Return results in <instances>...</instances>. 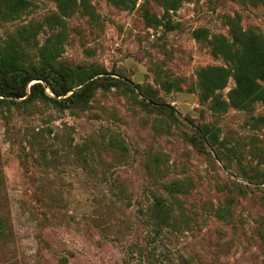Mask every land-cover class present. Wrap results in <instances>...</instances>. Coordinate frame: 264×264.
<instances>
[{
  "label": "rangeland",
  "instance_id": "1",
  "mask_svg": "<svg viewBox=\"0 0 264 264\" xmlns=\"http://www.w3.org/2000/svg\"><path fill=\"white\" fill-rule=\"evenodd\" d=\"M235 29L264 39V0H30L0 14V43L27 67L57 47L56 69L109 80L85 107L0 97V264H264V102L214 113L199 100L198 71L230 67L210 41ZM175 181L184 192L166 190Z\"/></svg>",
  "mask_w": 264,
  "mask_h": 264
},
{
  "label": "trees",
  "instance_id": "2",
  "mask_svg": "<svg viewBox=\"0 0 264 264\" xmlns=\"http://www.w3.org/2000/svg\"><path fill=\"white\" fill-rule=\"evenodd\" d=\"M87 0H56L63 10L85 3ZM114 5L126 7L131 0H107ZM30 0H0V14L10 17L28 7ZM200 38L201 33H194ZM212 52L222 56L230 67L209 66L201 68L197 73L199 100L208 103L214 113H222L228 106L239 110L250 111L257 102H264V39L254 32H243L235 29L231 42L223 37L210 41ZM57 47H52L41 54L40 67H27L22 61L18 49L13 46L4 47L0 43V97L1 101L15 103L39 99L51 103L58 109L73 106L85 107L88 100L98 88H105L108 79H93L100 74L95 69L54 67L57 58ZM229 78L234 86L227 93V100H223L217 93L223 90ZM140 94L146 96L144 90L136 87ZM46 90L53 97L48 96ZM146 98V97H145ZM152 103V101H150ZM161 108H168L161 105ZM199 139L204 144L214 146L218 141L219 131L216 128L201 125L196 128ZM218 159V156L215 158ZM170 193L184 192L186 184L175 181L167 185ZM155 219L159 226L167 224L170 218L169 205L164 199L155 198Z\"/></svg>",
  "mask_w": 264,
  "mask_h": 264
}]
</instances>
